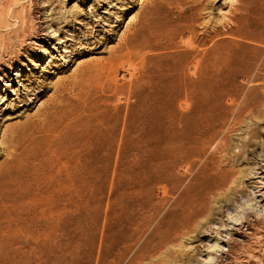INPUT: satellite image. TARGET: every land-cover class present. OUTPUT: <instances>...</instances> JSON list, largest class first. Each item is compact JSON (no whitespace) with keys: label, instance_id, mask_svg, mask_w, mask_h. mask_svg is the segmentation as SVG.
Wrapping results in <instances>:
<instances>
[{"label":"rangeland","instance_id":"1","mask_svg":"<svg viewBox=\"0 0 264 264\" xmlns=\"http://www.w3.org/2000/svg\"><path fill=\"white\" fill-rule=\"evenodd\" d=\"M263 18L264 0H0V146L4 127L34 115L60 82L93 73L91 99L64 124L66 149L80 138L93 142L77 163L67 150L70 166L40 201L54 243L31 253L25 235L0 238V264H11L13 252L19 264H94L101 250L107 257L123 250L121 228L135 223L145 225L135 248L146 249L133 262L196 264L209 252L213 264H264V200L254 198L261 213L245 210L239 225L228 218L264 192ZM133 31L140 35L130 47ZM183 78L196 83L187 108ZM223 131L233 184L214 196L207 172L171 154L181 144L188 155L192 139L200 144ZM173 218L182 235L161 251L162 236H170L162 220ZM210 238L220 247L212 250ZM153 249L160 251L150 256Z\"/></svg>","mask_w":264,"mask_h":264},{"label":"bare ground","instance_id":"2","mask_svg":"<svg viewBox=\"0 0 264 264\" xmlns=\"http://www.w3.org/2000/svg\"><path fill=\"white\" fill-rule=\"evenodd\" d=\"M167 1H169L170 3H174V4L175 3L176 4L181 3V0H167ZM189 10L193 11V8L189 7ZM147 12H149V10H147ZM178 24L179 23L176 22V26ZM139 35L140 34H138L137 31H133L131 36H129V38L126 39L128 41V42H126V45L132 47V42H134V44L137 43ZM262 38L264 39V35L262 36ZM157 46L161 50V52L162 51L166 52V46H163L160 42L158 43ZM111 55H113V54H111ZM192 69L195 71L196 66L193 67ZM90 74H91V76H93L92 75L93 73H88V74L83 73L82 75H80L76 79H69L68 81L60 82L59 83L60 85L58 84L59 87H55L57 89L56 91H54V93L57 92L56 95L53 96L54 93H52L51 95L53 97L49 101L46 100V101H48V103L47 104L44 103L45 105L44 104L41 105L39 107V109L37 110V112L36 111H35L36 113L34 112L35 113L34 115H31L28 117L26 116L27 118L24 121L6 125L2 131L1 146H0V149H1L0 150V215H1V213L6 212V213H8L7 215L9 217V219L8 220L5 219L0 224V238L7 237V236H13V237L17 238V237H22L23 235H25L26 237L29 238V241H27V244L25 246H26V249L31 253L35 252L39 245H41V246L44 244H50L51 245L52 243H54L53 242V236H52L54 229H53V227L50 226V223L47 220L48 217H43L46 210L48 209V207L47 208L44 207L43 204H40V201L45 200L47 202V200H49L50 194L48 193V191L50 190L52 183L55 180H57V181L60 180L64 175V171L70 166V164L68 162L69 159L68 160L64 159V157L66 155L65 153H67V150L73 152V156H75L77 158L75 163H77L79 161V155L81 154V151L83 150L85 145L93 142L92 136L89 137V139L80 138L76 142H74V144L71 147H67V149H66V142H65L66 140L64 137L65 129H66V128L64 129V124L67 122V120L70 119L69 117L71 115L80 113L83 110L84 106L86 105L87 100L91 99V92H90L88 85H87V84H89L88 82H91L89 80ZM109 76L110 75L106 76L107 79H109L108 78ZM179 76L187 77L188 75L186 73L182 72L181 74H179ZM183 80H184V82L182 84L183 86L181 89H179L181 91L180 94H182L180 104L183 108L184 107L187 108L192 103V100H193L192 95L193 94H191V92L196 89V83L195 84L194 83L189 84V83H187V81H189L190 79H188L186 81V79L183 78ZM92 84L93 83H91V85ZM177 90H178V88H177ZM180 91H178V92H180ZM226 118H228V117H226ZM219 120H221V118ZM217 121H218V119H217ZM238 124H240V123H238ZM200 126H201V124H200ZM233 126H235V125H233ZM209 127H210V125H209ZM236 127H237V125H236ZM88 128H90V127H88ZM214 130H215V127H214ZM230 131H231V129H230ZM212 132L213 131H211V133ZM93 133L94 132H92V135H93ZM201 133L202 132H200V134ZM228 133H229V131H228ZM75 138H77V136ZM95 140H96V138H95ZM226 140H227V138L224 135V131H223V134H220V132H215L213 137L211 136L210 139L208 138L205 140H201L200 144H196L195 140L192 139L190 142V145H189V146H191L190 150L187 152L188 155H184V152H183L184 147H182L181 144H178L177 146L174 145L172 148L173 152L171 155H173L174 159H178L179 162H182L185 166H187L189 168H193V167L199 165V167L201 168V171H205L208 173L210 193H212L211 195H214V196H216L215 194H218L217 192L220 193L221 191L225 190L227 187L226 185L227 184L230 185L232 183L231 181L233 179L232 174H229V173H231V171H233V170H231L229 172V168H231L232 165L230 167V165L227 164V161L231 160V161H229V163L231 164V162L234 161V159H233L234 156L230 154L231 157H227V158L225 157V152H227V150L229 149V145H230V144H228V142L223 143V142H226ZM68 142H70V141H68ZM229 143H230V141H229ZM242 151H243V149H242ZM164 153H165V151H164ZM241 157H240V159H241ZM240 159H238V160H240ZM228 165H229V168H227ZM232 168H234V167H232ZM235 170H237V169H235ZM76 172H77V169H76ZM235 172H233V173H235ZM237 173H238V171H237ZM196 175L198 176L197 173H196ZM235 181L236 180H234V182ZM193 182H194V180H193ZM231 185H230V187H231ZM28 189H31L32 193L26 192V191H30ZM230 190H232V188ZM231 192H234V191H230V193ZM210 193H208V194H210ZM230 193L228 191V195ZM45 194H47L46 195L47 198L43 197V195H45ZM257 197H260L261 200H264V192H261L257 196L248 197L246 200L245 199L242 200L237 206H235L231 211H229L228 212V218L230 219L229 222L230 223H238V225H239V223L244 221L245 214H246L245 210H247V211L250 210V211H253L254 213H257V214L261 213L260 208L262 205H260L257 200H253L254 198H257ZM22 199H24V200L26 199L25 202L22 203V201H21ZM48 202H50V201H48ZM257 207H259V208L257 209ZM203 212H200V213H203ZM198 215H200V214H198ZM208 215H209V213H208ZM28 219L30 220V222ZM40 219H41V224L39 222ZM129 219H131V218H129ZM6 220H7V222H6ZM23 221H26L27 223L24 225L22 223ZM35 221H36V223H35ZM126 222H127V220H126ZM126 222H124V223H126ZM162 224L165 225L167 230L170 232V236H168V237L162 236V239L160 242L161 245L158 249H160L161 246H163V248L165 249V247L168 246L167 244L170 242V240L173 241L179 235H182L181 232H179L180 234H178V231L180 230V227H182V226L178 222L177 219L172 220V222L169 221V219H163ZM217 224H219L220 226L226 225L224 222H220ZM123 225H125V224H123ZM187 225L190 226L189 223ZM14 226L16 228H14ZM144 226L145 225L143 223H141V224L135 223L131 230H128V229L125 230V229L121 228V231L123 230L124 237L126 238L125 242L122 244V245H124L123 250H120L119 252L117 251L118 254H115L112 256L109 255L110 257H107L108 256L107 253H106L107 256L106 255L103 256L104 255L103 252L107 249H104V251L99 250L100 252L99 253L97 252V255H95L94 264H122L124 261H125L124 264H140V261L133 262V260L135 258H138V256L140 254H142L146 249L144 247V245H141L140 247L135 248V246L137 245V243L141 239L142 234L144 233V232H138V231L141 230L140 228H144ZM185 226H183V228H185ZM31 227L37 228V230H38L36 233V235H38L37 238H33L32 235L30 236V234H27L28 232H30ZM233 228H234V226H233ZM34 230H35V228H34ZM34 230H33V232H34ZM104 232H106V231H104ZM118 232L120 233V231H118ZM171 232H173V233H171ZM182 232H184V231H182ZM40 237L41 238L43 237V240H44L43 242L40 241ZM116 237H118V236H116ZM214 239H213V242H212L211 238L209 240L212 242V243L210 242L211 243L210 247H212V250L214 248L220 247L219 239H215V240ZM178 240H180V239L178 238ZM118 241H120V240L118 239ZM177 241L171 242V243H173V245H175ZM121 242H122V239H121ZM103 243H104V241H103ZM171 243L169 245H171ZM18 246H19V244H18ZM20 247H18V249ZM54 249H52V250H54ZM113 249L115 250V247ZM24 250H25V248H24ZM160 250H157V249L154 250L153 249V251L149 255L154 256V254ZM13 253L14 254H11V256L12 255H14V256H12L8 262H11V264H19L18 262L21 261L20 257H18L19 255H17L15 252H13ZM102 253H103V255H102ZM4 255H6V254H4ZM2 256H3V254H2ZM145 257H147V255ZM150 259H152V257ZM143 260H144V258H143ZM213 260H214V256H212L209 252H207L206 255L203 256V260L202 261L197 260L196 264H213ZM142 262L143 261H141V263ZM2 264H3V262H2ZM86 264H88V263H86Z\"/></svg>","mask_w":264,"mask_h":264}]
</instances>
